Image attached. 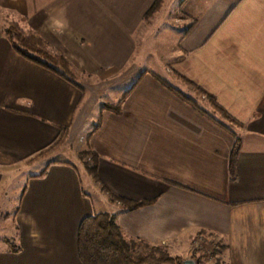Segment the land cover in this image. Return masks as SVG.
Returning a JSON list of instances; mask_svg holds the SVG:
<instances>
[{
    "label": "crops",
    "instance_id": "obj_1",
    "mask_svg": "<svg viewBox=\"0 0 264 264\" xmlns=\"http://www.w3.org/2000/svg\"><path fill=\"white\" fill-rule=\"evenodd\" d=\"M156 1L0 0V192L11 176L43 166L25 179L12 231L0 213V264H83L80 224L101 212L115 215L128 240L172 256L194 259L192 241L204 234L217 243V264H264V0H164L147 18ZM8 20L68 56L85 94L20 56L4 33ZM156 31L154 55L145 45ZM148 57H158L161 71L142 64ZM144 69L190 91L178 74L189 78L237 123L218 118L204 95L176 86L206 112L198 110L151 72L120 113L102 109L117 104ZM97 115L99 128L85 135ZM59 126L69 127L68 142L92 134L98 162L87 176L99 210L72 163L26 162ZM113 195L155 201L126 210Z\"/></svg>",
    "mask_w": 264,
    "mask_h": 264
},
{
    "label": "trees",
    "instance_id": "obj_2",
    "mask_svg": "<svg viewBox=\"0 0 264 264\" xmlns=\"http://www.w3.org/2000/svg\"><path fill=\"white\" fill-rule=\"evenodd\" d=\"M164 0H157L154 6L146 15L151 18L163 6ZM4 33L12 44L13 49L26 60L37 64L66 81L70 82L85 94L86 88L80 83L78 76L75 73L71 61L62 54L56 53L50 45L44 41L35 31L31 29H24L17 21L8 20L4 27ZM151 72V74L158 79L166 88L182 97L188 103L195 106L198 110L206 112L191 96L178 89L165 77L157 72L144 69L131 85V87L122 95L117 104H106L102 109H109L120 113L122 111V104L125 98L133 91L134 87L138 85L141 78ZM178 77L188 85H192L194 89L205 96L206 101L223 119L237 123L229 113L217 102L214 95L205 91L202 87L195 84L189 78L178 74ZM99 122L94 126V130L99 128ZM60 133L57 138L44 147L34 155H31L26 161L31 164L37 160L49 158L59 151L69 138V127L59 126ZM92 134L86 137L87 147L81 152L82 157H88L86 169L90 174H95L97 169L98 157L94 151L91 143ZM241 151V140L237 138L231 156L230 168L232 174L235 173V166L238 156ZM46 169L40 173L44 174ZM113 201H120L122 207L126 210H134L149 204L155 200L135 202L122 197L113 195ZM14 251H18L19 247L12 245ZM78 253L83 264H183V259L179 256H172L167 250L161 247L149 246L142 242L135 240H128L118 223L114 214L107 212L93 213L85 217L79 227L78 231ZM215 255V252L213 250ZM196 264H203L202 258H195Z\"/></svg>",
    "mask_w": 264,
    "mask_h": 264
},
{
    "label": "rangeland",
    "instance_id": "obj_3",
    "mask_svg": "<svg viewBox=\"0 0 264 264\" xmlns=\"http://www.w3.org/2000/svg\"><path fill=\"white\" fill-rule=\"evenodd\" d=\"M167 28H169V30H170V25H167ZM167 31L168 30H166V32ZM170 32H172V31L170 30ZM155 35H158L157 31L151 34V40H149L147 45H145V47H148V49L150 51L154 50V52H153L154 55H156V53H155L156 48H158V53H159V47H158L159 45H157V47H156V44L158 42H157V40L153 39V37ZM172 36H174V34H171L169 39H173ZM158 38H160V37H158ZM160 42H162V41L160 40ZM167 42L170 43L172 41H166V43ZM162 46H165V43ZM59 54H61V53H59ZM64 56L67 57L71 61L72 65L74 67L75 73L79 79V73L77 72L72 60L68 56H66V55H64ZM148 58H149L148 61H142V64H144V65H145V63L146 64H153L152 67L155 70H157V69L159 70L160 69V63L158 61V57L157 58L148 57ZM144 65H142V66H144ZM144 67H147V66H144ZM160 71H161V69H160ZM160 71H157V72H160ZM182 82H184V81H182ZM174 84H176L177 87L184 90V92H186L187 94H189L190 91L193 94V91H194L195 94H193V95H197L202 99V101H205L204 97H202L203 95L201 96V93L196 91L192 85H189V86H191L194 90L190 89V91H189L186 87L183 88L181 86V84H177V83H174ZM217 117L219 118L220 115L217 114ZM98 122H99L98 115L93 116L91 118V120L88 122V124L86 125L84 134L87 135L88 133H90L93 130L94 126ZM82 145H84V146L86 145V137H84V138H80L79 136L75 137V138L72 137L67 144H64L62 146V148L60 149L59 152L57 151L54 155L51 156V159L53 158L55 160L70 162L74 166H76V168L79 172V175L81 177L84 190L92 198V200L96 206V210H99V206L97 204L99 202L100 194L98 192H95V190L92 187V182H89V176H87V169H86V165H87L86 163H87L88 157L84 158L80 155L81 152L86 149V148H82ZM42 168H43L42 165L41 166L35 165L33 168L26 170V172L23 171V172H20V174L18 173L17 175L11 176L10 177V180H11L10 183H5V181H4V183H2V190L0 192V213L2 212V214L4 215L3 219H4V221L7 222L5 224L9 225V229L11 231H12L11 223H12L13 217L15 216V212L17 211V207L19 205V202H20V199L22 196L23 188L26 184L25 179L28 176V174H30V173L39 174V172L42 170ZM4 192H5V194H4ZM2 196H4V198H2V201H1ZM6 214H8V215L6 216ZM200 235H203L205 238V244L206 245L203 246V249H208L209 248V244H208L209 240L207 239V236H205L204 234H200ZM211 245H212V248L215 252L217 249V243L215 242V244L212 243ZM192 254L195 255L194 250H192ZM187 257H189V256H187ZM183 260H186V259H183ZM206 264H217V259L214 258V259L208 261Z\"/></svg>",
    "mask_w": 264,
    "mask_h": 264
},
{
    "label": "built area",
    "instance_id": "obj_4",
    "mask_svg": "<svg viewBox=\"0 0 264 264\" xmlns=\"http://www.w3.org/2000/svg\"><path fill=\"white\" fill-rule=\"evenodd\" d=\"M208 249H203L205 244V238L203 235H198L191 244V249L194 250L195 258H202L203 264H206L208 261L214 259L213 248L210 243ZM211 246V247H210Z\"/></svg>",
    "mask_w": 264,
    "mask_h": 264
},
{
    "label": "water",
    "instance_id": "obj_5",
    "mask_svg": "<svg viewBox=\"0 0 264 264\" xmlns=\"http://www.w3.org/2000/svg\"><path fill=\"white\" fill-rule=\"evenodd\" d=\"M183 264H196V261L194 259H186L183 261Z\"/></svg>",
    "mask_w": 264,
    "mask_h": 264
}]
</instances>
